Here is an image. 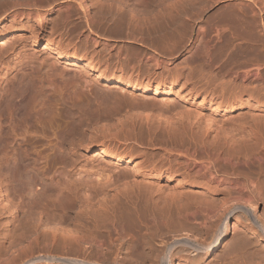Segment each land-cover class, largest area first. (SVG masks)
<instances>
[{
  "label": "bare ground",
  "instance_id": "obj_1",
  "mask_svg": "<svg viewBox=\"0 0 264 264\" xmlns=\"http://www.w3.org/2000/svg\"><path fill=\"white\" fill-rule=\"evenodd\" d=\"M149 1L138 0L137 5H159L162 0ZM116 2L118 7L115 21L119 22L123 15L122 7L130 6V0ZM239 3L242 6L240 11L220 18L212 24L210 36L200 12L201 8L207 6L206 1L201 2L199 9H195L193 3L176 9H173L174 5H169L168 10H165L168 12L166 17L148 28L157 34L155 37L146 38L134 31H128L126 34V37L132 40L136 39L156 51L165 49L169 54L174 53L175 43H188L184 52H190L194 43L200 44L205 54L202 57L208 66L219 68L224 75L220 73L222 78L219 73L204 75L208 87L199 89L188 84L190 77L181 74L183 72L172 75L167 82L161 79L154 81L148 76L143 79L138 74L134 76L128 73L124 69L125 63L117 58L118 62L111 64L109 57H104L106 66L102 68L98 65L103 63L102 60L96 62L94 53L89 57L88 52L81 56L74 52L61 51V42L65 44L66 40L64 41L65 34L59 32V29L58 33L61 34L56 35L59 23L53 22L47 31L49 35H44L51 19L49 14L62 9V25L67 26L72 16L71 6L74 4L83 9L85 23L90 30L84 38L97 46L101 35L98 38L93 36L99 34L95 32L99 22L91 11L93 0H0V45H3L5 35L11 28L14 27V31L27 30L34 46L45 39V48H50L58 60L66 59L75 65L81 62L85 69L92 71L94 76L104 79L108 84L119 83L130 87L131 90H137L140 94L151 93L155 97L162 94L164 97L160 103L155 98L151 103L144 102V105L138 107L146 124L163 135L160 140L151 139L149 143L152 147L156 146L154 149L157 151H147L143 148L141 152L127 154L118 147L109 148L107 144L98 146V153L110 159V169H103L105 178L100 188H91V184L86 182L82 189L85 195H92L93 200L101 198L100 196L106 197L107 194L123 192L128 200L136 205L141 204L140 208L135 206L134 210H131L136 229L127 232L123 223L119 222L110 225L108 234H94L84 227L70 232L63 227L70 225L64 224L65 222L63 225L58 220L54 222L46 219L45 222L42 214L41 218L37 219L42 210L44 212V208L36 207L39 215L34 219L33 234H29L31 231L28 234L24 231L14 232L9 223L0 232V264H181L175 262L173 256L183 257L188 261L187 264H211L225 249H228L229 255L221 264H264V164H258L257 169H252L253 162L248 161L249 153L259 160L263 159L259 149L264 147V0H240ZM130 12L135 14L134 10ZM196 20L204 21L189 31L191 24ZM30 22L32 24L29 25ZM106 33L114 32L107 30ZM211 34L221 40L225 50L230 51L226 55L228 58L221 64L211 53ZM57 36L59 39L56 42ZM103 39L106 42L109 40L108 37ZM69 43L67 42L68 45ZM238 51H243L245 60L227 68L228 60ZM119 55L118 51L117 56ZM145 58L152 61L156 68L168 62L154 53L147 54ZM6 63V59L0 56V66ZM228 75L231 78L225 79ZM80 78L84 79V85H88V78ZM249 78H253L254 83H260L253 85L251 80V86L244 84ZM82 79L77 81L81 83ZM239 79H242L241 83H238ZM209 86L213 87L209 89ZM4 94L0 93V144L4 147L9 138L15 140L21 137L17 146L14 145L12 149L17 152L24 146L23 153L27 156L31 149L25 145H28L30 138L29 123L32 117L26 99L28 95L21 98L12 95V98H9L11 102L4 105L6 96L8 97ZM31 102L33 103V100ZM40 105L42 103H39ZM246 105L253 107L251 118L233 123V113ZM39 106H36L37 109ZM31 131L33 133V130ZM10 148L8 146V149ZM16 165L14 170H6L8 165H3L0 169V198L6 202L5 206L11 216L9 222L25 203L34 208L37 206V198L46 196V170H40V164H35L38 166L36 168L31 166L29 170V165L23 161ZM120 166L125 168L117 170ZM35 178H38L39 182ZM36 187L39 190H35ZM25 193L29 196L28 199H25ZM162 208L171 209L170 215L177 220L173 226L167 222L168 216L163 218L168 233L178 234V238L169 245L164 244L166 247H162L156 256H150L147 260L146 254H149L155 245L152 235L157 231L155 226L159 221L156 209ZM142 210L148 211L147 218L142 216ZM231 219H234V231L229 233ZM47 232L51 234H44ZM136 236L137 240L134 239ZM138 241L141 242L140 246ZM168 247L169 254L166 252Z\"/></svg>",
  "mask_w": 264,
  "mask_h": 264
},
{
  "label": "rangeland",
  "instance_id": "obj_2",
  "mask_svg": "<svg viewBox=\"0 0 264 264\" xmlns=\"http://www.w3.org/2000/svg\"><path fill=\"white\" fill-rule=\"evenodd\" d=\"M137 1L138 0H130V6L124 5V9L122 7V19L116 22L118 7V2H116V0H93L94 6L91 8V11L95 14L99 22L98 27H96L97 29L95 28V30H97L95 32L99 34L98 36L93 34V36L98 38L101 35L98 38L100 43L97 46L84 38L90 30H88L85 23L83 9L74 4L71 6L72 16L67 26L62 25L64 17L62 9L54 10L49 14V18L51 19L46 27L47 29H45L44 35H49L47 31L48 29L50 30L53 22L59 23V27L56 28V35L61 33L65 34L64 41L66 40L65 44L61 42L60 46L62 50L58 47L61 51L74 52L81 56L85 52H88L89 54H87V56L89 57H91V53L92 55L94 53L97 59V61L95 59L96 62L102 60L103 63L100 62L102 65L98 63L101 67L106 66L104 65L106 63L104 62V57H109L108 59L111 64H115L118 61L123 62L125 63V71L130 74L132 73L134 76L138 74V76L143 79L151 77L154 81L161 79L167 82L173 77L172 75L183 72L181 74L184 76L186 74V76L188 75L187 77H190L188 84H190L191 87L196 86L199 89H203L204 87H208L204 75L207 74L206 76H210L212 73V75L219 73V77L222 78L224 72L222 73V70L219 68L215 69L214 67L208 66L207 62H205L206 60L202 57L205 56L204 49L198 43H194L190 52H184L188 43H175L176 49L174 53L169 54L165 49H157L156 51L155 48L145 45L136 39H134V41L126 37V34L128 31H134L135 33L143 34L146 38H149V36L155 37L157 34L152 33L148 28L158 22V20L162 21L163 18L166 17L168 13L166 11L169 5H174L175 8L173 9H176V7H182V5L188 6L193 3L194 8L199 9L201 2L206 1L207 6L200 9L205 21L196 20L191 24L189 31L197 28L200 22L204 21L207 33L210 36L209 32L213 23L220 18L234 15L236 12L240 11L242 7L239 3L240 0H166L168 3L162 0L159 5L156 3V5L149 3L148 5L144 4L141 6L137 5ZM146 1L148 2L149 0ZM133 10L136 15H132L130 12ZM30 24L32 23L30 22L29 25ZM25 25H27V23ZM13 29L14 27L8 30L3 45H0V56L4 57L7 62L5 65L0 66V93L8 95V97L6 96L4 105L11 102L9 98H12V95H17L19 98L28 95L26 99L32 111V117L29 123V130L31 133L29 136L30 138L33 137L30 139L28 136L29 139L27 138L28 145L25 146L31 149L27 156L23 153L24 146H21L17 152L12 149L14 145L20 142L21 137L15 139L18 142H15L12 137L9 138L4 147L0 144V169L3 165L4 167L8 165L5 167L6 170L9 171L12 170V168L14 170L17 168L16 164L22 161L24 164L26 163L29 165L27 168L29 170L32 167H38L35 164H40L38 168L43 172L46 170L45 174L47 173L45 181L46 196L40 198L36 195L38 197L37 201L40 203L37 202V206L34 208L29 207V205L25 203L20 207L21 209L19 208L16 211L15 217H13L14 219L12 218L10 222L9 219H11V216L5 206L6 202L2 201L0 198V232L3 230L4 226L9 223L11 229L15 230L14 232L24 231L28 234L31 231L32 233L29 234H33L34 232L32 230L35 228L33 227L34 222L39 215V212H36V207H40V209L44 208L45 212L44 213L42 210L37 219L41 218L42 214L45 222L46 219H50L49 221L52 220L54 222L58 220L61 224L65 222L64 224H70L69 227L62 225L70 232L84 227L94 234H108L107 231L110 225L113 223L119 224V222L123 223L124 230L132 232V230L136 228L134 227L135 218L131 210H134L135 206L140 208L141 204L136 205L135 202L128 200L125 195H123V192L107 194L106 197L100 196L101 198L93 200L92 195H85L82 189L87 183L91 184V188L95 186L100 188L105 178L104 173H102L104 171L103 169H110V159L98 153V146L107 144L110 146L109 148L117 149L118 147L120 151L127 152V154L130 152L138 153V151L141 152V149L144 150L145 148L147 151H150L156 147L149 145L151 139H154V141L156 139V141H158L163 135L158 133L159 130H154L146 124L145 118H142L143 113L139 111L138 107L145 103H151L156 99L157 102L160 103L164 98L163 95L160 94L155 97L151 93L140 94L137 90H131L130 87L119 83L108 84L104 79L102 80L94 76L95 73L92 71L87 68L85 69L81 62L75 65L71 64V62L66 59L58 60L56 54L50 48H45V39L41 40L37 46H34L30 38V32L17 29L14 31ZM58 29L61 33H58ZM107 30H112L114 33L108 34L106 33ZM107 37L109 38L108 42L103 39ZM56 39L57 42L59 37L57 36ZM72 41L73 43H71ZM67 42L71 46L68 45ZM210 44L212 45L211 53L213 58L221 64L222 61L228 58L226 55H228L230 51L225 50L221 40H217L213 34H211ZM56 46H58V44ZM65 46H67V48ZM118 51L120 53L119 56H117ZM152 53L156 54L161 59L168 60V62L163 63L158 68L154 67L152 61L145 58L147 54L151 55ZM242 54L243 51L234 53L228 60L229 65L227 68L234 67V65L244 61L245 59ZM220 73H222V75ZM77 76H79V78H88V85L87 83L84 85V79L82 78H80L82 82L79 83L81 80ZM224 78L230 79L231 77L228 75V77L225 76ZM77 80H79V82ZM251 80L253 85H258L260 83L255 81V84L253 82L254 79L249 78L244 81V84L247 83L246 85L251 86ZM76 81L78 82L77 85L75 84ZM238 81V83H241L242 79ZM82 84L83 86L81 87ZM212 87L213 86H209V89ZM20 90L22 91L20 92ZM40 94L45 97L42 95L40 96ZM31 95L34 99L32 97V99L30 98ZM36 95H39V97ZM29 99L31 101L33 100V103ZM39 103H42V105L39 106ZM33 104H35V107L32 106ZM37 105L39 106L38 109L36 107ZM252 108L251 105H246L234 112L231 121L233 123H240L249 120L251 118ZM35 114L38 115V120H36L37 115ZM31 130H33V133ZM34 130H36V132ZM35 133L37 136H31V134ZM8 146L11 148L8 149ZM153 151H157V149ZM259 151V154L264 159V147L260 148ZM8 153L11 154L8 155ZM2 154L3 156H1ZM39 156L41 159H39ZM263 159L259 160L254 154H248V161L253 162L251 163L252 169H257L258 164H264ZM33 164L35 166H33ZM122 168L125 167L120 166L117 170ZM35 179L39 182L38 178ZM35 190L39 189L36 187ZM25 194L27 195V193ZM28 198V195L27 197L25 196V199ZM217 202L218 200L213 204L216 205ZM164 209L165 208H162V210L156 209L159 220L157 222L158 227L155 226L157 231H154L155 233L153 232V235L151 234L154 238L155 245L153 249L149 251V254H146L147 260L150 256H156L162 247H166L167 244L169 245L171 241L178 238V234L173 233L170 235L169 233L171 232L168 233L166 230L165 223L163 222L164 217L168 216L166 220L170 222L169 224H173V226L176 225L177 220L174 216V218L172 217V214L170 215L171 209ZM141 214L144 218H147L148 211L142 210ZM79 223H81V225ZM233 223L234 219H231L229 222V233L234 231ZM44 234L51 233L47 232ZM199 236H201V234ZM134 239L137 240V236ZM137 244L140 246L141 242L138 241ZM164 244L166 245L164 246ZM141 249L144 250L142 247ZM168 250L169 247L166 249L167 254H169ZM228 255V249H225L217 255L216 259L212 261L211 264H221ZM173 260L175 262H181V264L188 263L183 257L173 256Z\"/></svg>",
  "mask_w": 264,
  "mask_h": 264
}]
</instances>
